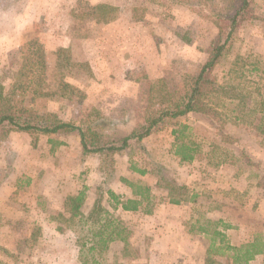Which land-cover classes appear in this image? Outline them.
<instances>
[{"label":"rangeland","instance_id":"1","mask_svg":"<svg viewBox=\"0 0 264 264\" xmlns=\"http://www.w3.org/2000/svg\"><path fill=\"white\" fill-rule=\"evenodd\" d=\"M228 6L229 0H0V80L9 90L17 75L43 71L39 84L30 76V87L42 94L34 98L30 91L28 106L77 127L100 126V144L116 141L144 124L166 97L179 101L190 89L217 36L213 19ZM250 9L254 18L237 29L213 70L220 91L207 98L212 111L174 119L145 138L144 149L131 145L113 157L85 154L77 131L49 138L13 132L1 139V185L9 178L15 203L28 196L31 174L24 172L25 161L38 146L54 153L63 148L45 163L57 171L46 179L54 198L61 200L68 173L77 192H87L78 217L46 209L55 219L50 223L61 230L58 236L49 227L37 243L30 238L36 234L35 222L14 223L19 236L10 243L16 252L0 248L2 264H47L54 257L68 264L76 246L82 250L83 245L79 259L88 264H177L179 255L168 251L171 246H182L187 264H233L214 254L216 231L231 247L245 248L260 238L264 242V0H251ZM14 25L19 29L12 30ZM182 125L189 126L185 134L200 145L191 164L180 162L173 151L172 131ZM49 139L61 144L54 146ZM34 158L30 165L35 169ZM161 178L186 187L187 229L205 236L174 237L175 231L167 229L164 220L172 211L166 209L168 192L156 188ZM124 180L154 186L159 211L123 217L115 212L108 192L118 182L129 187ZM98 206L129 232L123 249L103 250L96 243L93 235L103 224L98 217L105 218ZM216 238L218 245L221 237ZM256 264H264V258Z\"/></svg>","mask_w":264,"mask_h":264},{"label":"trees","instance_id":"2","mask_svg":"<svg viewBox=\"0 0 264 264\" xmlns=\"http://www.w3.org/2000/svg\"><path fill=\"white\" fill-rule=\"evenodd\" d=\"M250 2L251 0H229L228 8L224 12L217 14L213 19V23L217 27V36L213 40L212 46L208 51V57L195 77L190 89L184 96L180 97L179 101H172L170 97L167 98L165 96L166 99L163 101L162 107L152 116L145 119L144 124L134 128L129 135L116 141L100 144L96 134V129L100 126L86 124L83 127H77L53 115L38 113L34 108L27 105V94L30 91L33 93L34 98L42 94L38 90V87L36 89L35 87L34 89L30 87V81H32L29 80L32 79L30 76L37 83H41L40 78L44 73L43 71H36L34 74L17 75L15 82L9 90L5 89L0 80V141L13 132L27 133L32 136H47L62 134L67 131H77L80 134L85 154H106L113 157L115 154L124 152L131 145L140 146V148L144 149L143 142L145 138L160 131L174 119L186 116L189 113L209 114L212 110L207 103V98L220 91V87L213 76V70L224 56L225 49L231 43L237 29L246 20L254 18L250 9ZM38 65L41 66V63L38 62ZM47 94L43 92V95L46 96ZM189 129L188 125H182L179 129L173 130V151L182 163L192 162L200 151V145L185 134ZM50 141L54 146L55 144H61L56 143L54 140ZM140 173L145 174L146 171H140ZM3 178L4 175L0 172V186ZM124 182L132 189L134 198L121 202L113 192L109 191L108 194L112 198V203L114 202V205L111 204L112 208L116 209V207L121 205L124 211L135 212L143 206V203H147L148 206L145 212L146 214H151L153 211L152 199L154 198L153 192L155 188L141 183L140 185H136L126 180ZM158 187L168 192V202L170 204L180 205L187 200V197L184 196L185 186L161 178L156 184V188ZM86 193V190H82L74 196L67 197L64 204L65 212L69 213L71 217H78L81 214ZM97 208L102 210V213H105V218L100 219L101 217H98L100 221H103V224L99 231L93 235L98 240L96 243L98 242L103 250H107L109 245L114 241L127 242L129 232L122 222L115 219L111 213L101 206ZM96 214L100 215L98 212ZM217 236L221 237L218 245L216 241ZM224 240L225 235L220 231H216L215 237L212 238V247H215L213 252L215 255L227 256L229 259H232L233 264H250L256 256L264 253V242L261 238L255 239L254 242L249 243L245 248L225 245ZM83 248L81 253L83 252ZM93 250L94 247L90 248L89 252ZM228 250L232 251V255H227ZM80 262L81 264H88L82 260Z\"/></svg>","mask_w":264,"mask_h":264},{"label":"crops","instance_id":"3","mask_svg":"<svg viewBox=\"0 0 264 264\" xmlns=\"http://www.w3.org/2000/svg\"><path fill=\"white\" fill-rule=\"evenodd\" d=\"M17 19L21 20V17H18ZM247 25L248 23L247 24L245 23L244 25H242V28H246L245 26ZM19 26L14 25L11 27V29L12 30L19 29ZM46 137L49 138L50 136H46ZM32 149H33V151H31L32 157L31 155L30 157L29 156L26 157V161H25L26 162L25 166L28 169H31V171L24 168L25 173L31 174V177H30L31 179H28V186L25 187V191H28L27 198L19 201L22 203H15L13 201L12 195L14 193V190L16 189L13 188L11 182L9 181V178L4 182V184L0 186V248H3L2 251L8 254H14L16 252L14 249L13 243L12 242L10 243L11 239L17 238L19 236L16 228H14V223H16L17 221L35 222L36 223L35 224L36 234L35 235L34 233L31 234L30 238H33L34 236L36 241H38L37 243L45 239L46 237L45 233H46V230L47 231L49 230L48 229L49 227H53L54 234L58 236L57 232L60 233L61 230L59 227L55 225V222L50 223V221H55V219L53 217L49 219V215L46 214V209L47 211H58V212H61V214H66L64 211V202H65L64 200L69 196H74L79 193L76 190V183L74 181L73 176H71V173H68L69 182L66 188H64V191L61 195L62 201L59 200V197L58 199L54 198L49 188L47 187L46 179L48 178V174H56L57 172L54 170L56 169L55 167L54 169L47 167V165L45 164L46 162H48L47 158L49 157V154L51 156L53 155L57 156L59 154V150L63 148L60 147V149L58 150V152L56 151V153H54L55 149L51 151L52 148L48 149L47 151H40L39 146L37 150L35 149V147H33ZM33 156L36 157L34 158V160L36 162V165H38V167L35 169L32 168V166L30 165V160L33 158ZM20 159L21 158L19 157V160ZM197 159H198V155L195 156V159L192 162H187V164L194 163ZM19 160H18V164L19 166H21ZM60 169L61 168L58 169L59 173L61 171ZM148 186L154 188V186H151V185H148ZM113 193L119 198V201L121 202H125L128 199L134 198L132 189L130 187L124 186L123 184L119 182L117 184V187L113 189ZM153 201L154 200L152 199V204H154L153 211L151 214H147V215H152V214L155 215V213L158 212L160 209V204H157V203L155 204L153 203ZM23 204L24 206H26V208L24 207L25 211L20 212L19 208L22 207ZM188 204H189L188 201H184L180 205H174L170 203L167 204L166 209L172 211V214H170L168 218L167 217L165 218L167 220H164V225H167V229L170 230L171 232L175 231V233L173 234L174 237L184 236L185 238H187L190 235H194L193 237L198 236V235L205 236L203 233H200V232H199L200 234L198 232H195L194 234L189 233L187 229V221L189 217H188V213L186 212L188 208L187 207ZM112 205H114V202L112 203ZM85 206H86V200L83 203V206L81 209L82 212L84 211ZM147 206H148L147 203H143V206L140 207L139 210L135 212L124 211L121 205H119L118 207H116V209H113V210L115 212L122 214V217L125 215L142 216V215H146L145 209ZM183 213H185V215ZM179 214L180 216L178 217ZM67 215L70 216L69 213ZM84 215L85 216H83L82 218L88 219L87 217L88 215L87 214H84ZM176 232L178 233L176 234ZM115 245L118 247L120 246V248L123 249L125 246V243L122 241H114L109 245V249L111 250ZM58 248H60L59 252L64 251L61 246H59ZM168 251H170V253L175 252L179 255L177 258H180V259L176 258L174 260V262H178L177 264L179 263L187 264L189 262V260H187V257L183 258L184 249L182 248V246H179V247L171 246ZM80 252H81L80 246H76V250L74 251L72 261L68 264H81L80 259H79ZM77 253H78V256H76ZM204 253L205 251L202 250V253H201L202 256ZM55 258L56 257H54L53 261H49L47 264H67L66 262L64 263V261H62L61 258H59L60 261H55ZM261 258L262 259L264 258V253L256 256L255 259L250 262V264H256L260 262ZM0 264L2 263L0 262ZM3 264H14V263L4 262ZM17 264H46V261H43L41 263L40 262H35V263L19 262Z\"/></svg>","mask_w":264,"mask_h":264}]
</instances>
